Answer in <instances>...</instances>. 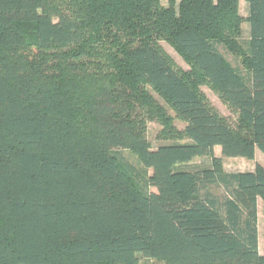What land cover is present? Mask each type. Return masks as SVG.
I'll list each match as a JSON object with an SVG mask.
<instances>
[{"label":"trees","instance_id":"obj_1","mask_svg":"<svg viewBox=\"0 0 264 264\" xmlns=\"http://www.w3.org/2000/svg\"><path fill=\"white\" fill-rule=\"evenodd\" d=\"M246 2L0 0V264H264V164H224L264 154V0Z\"/></svg>","mask_w":264,"mask_h":264},{"label":"rangeland","instance_id":"obj_2","mask_svg":"<svg viewBox=\"0 0 264 264\" xmlns=\"http://www.w3.org/2000/svg\"><path fill=\"white\" fill-rule=\"evenodd\" d=\"M164 5L169 4V0H162ZM240 14L244 17H247L248 15V3L246 0H240ZM243 36L242 39L247 40L249 39V23L248 21L243 22ZM164 48L167 50V52L173 57L176 64L183 68L186 71H189L191 69L190 64L187 62V60L183 57L182 54H180L175 48H173L169 43L162 42ZM227 55L228 59L235 65L240 67L242 70H245V67L242 62V56H234L227 51H224ZM200 90L205 94L209 102L215 106L224 116L229 118L230 121H232L234 124H238L239 120L236 117V115L232 112V110L227 106V104L224 102V100L221 98L218 91L214 88V86L209 81H201L199 84ZM172 114L173 111H172ZM176 126L180 129H183L185 126V122L180 120L179 118L175 121ZM164 125H162L158 121H150L148 124V137L154 147H157L162 142H166L165 138H163L160 134L161 130H163ZM120 153L124 157L125 160L129 161L133 165H135L136 168L141 169L143 168V164L138 160L137 156L132 154L127 149H119ZM216 154L221 155V147L217 146L215 148ZM257 162H260L264 164V154L257 150L256 156L254 159H247L244 157H225L224 158V164L227 171H245V170H252L255 167V164ZM210 164V158L208 157H197L195 158L191 164L190 167H198L201 165H209ZM150 172L152 170H149ZM151 189H154L153 187ZM211 189L218 194H223L225 192V187L223 185H212ZM258 227H259V241H260V251L264 253V203L261 199L258 201ZM141 264H168L162 260L152 258L150 260L148 259H142Z\"/></svg>","mask_w":264,"mask_h":264}]
</instances>
